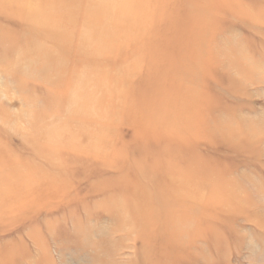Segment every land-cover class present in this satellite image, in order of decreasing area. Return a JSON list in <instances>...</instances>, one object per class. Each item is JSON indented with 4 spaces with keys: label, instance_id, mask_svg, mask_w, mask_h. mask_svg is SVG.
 Instances as JSON below:
<instances>
[{
    "label": "rangeland",
    "instance_id": "374dc122",
    "mask_svg": "<svg viewBox=\"0 0 264 264\" xmlns=\"http://www.w3.org/2000/svg\"><path fill=\"white\" fill-rule=\"evenodd\" d=\"M0 264H264V0H0Z\"/></svg>",
    "mask_w": 264,
    "mask_h": 264
}]
</instances>
